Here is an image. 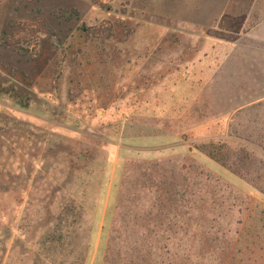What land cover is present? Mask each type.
<instances>
[{
	"label": "rangeland",
	"instance_id": "374dc122",
	"mask_svg": "<svg viewBox=\"0 0 264 264\" xmlns=\"http://www.w3.org/2000/svg\"><path fill=\"white\" fill-rule=\"evenodd\" d=\"M0 264H264V0H0Z\"/></svg>",
	"mask_w": 264,
	"mask_h": 264
},
{
	"label": "trees",
	"instance_id": "16d2710c",
	"mask_svg": "<svg viewBox=\"0 0 264 264\" xmlns=\"http://www.w3.org/2000/svg\"><path fill=\"white\" fill-rule=\"evenodd\" d=\"M245 16H230L223 15L218 20V24L216 29L210 28L207 29L204 33L207 36L214 37L219 40H223L226 42H234L238 39L239 34L244 25ZM9 43V42H8ZM210 158L215 160L217 163H221L215 155L210 154Z\"/></svg>",
	"mask_w": 264,
	"mask_h": 264
}]
</instances>
